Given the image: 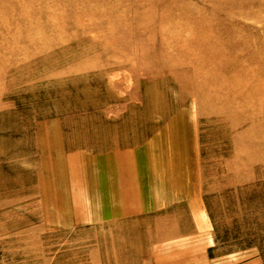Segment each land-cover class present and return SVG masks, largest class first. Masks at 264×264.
<instances>
[{
	"label": "rangeland",
	"instance_id": "1",
	"mask_svg": "<svg viewBox=\"0 0 264 264\" xmlns=\"http://www.w3.org/2000/svg\"><path fill=\"white\" fill-rule=\"evenodd\" d=\"M179 167L209 226L175 246L188 208L151 202ZM207 244L264 262V0H0V264Z\"/></svg>",
	"mask_w": 264,
	"mask_h": 264
},
{
	"label": "crops",
	"instance_id": "2",
	"mask_svg": "<svg viewBox=\"0 0 264 264\" xmlns=\"http://www.w3.org/2000/svg\"><path fill=\"white\" fill-rule=\"evenodd\" d=\"M177 175L178 177L175 178L176 180L170 184L167 185V189L163 188L161 191L163 193L158 194L159 197H157L156 200H152V204L156 203L158 204L159 201H162V203L166 206H175L184 208V211L187 213L188 208V214H180V215H171L169 217V222L176 224L172 230L168 231V234L164 235V238L174 239L175 240V246H177L178 239L180 240H190L194 236L193 227L196 228V232H201L203 226H209L207 223H209L208 216L199 214L200 209L203 208L202 197H200V189L198 187H194L193 179H192V170L190 167H182L177 168ZM177 182V183H176ZM121 195L118 197L119 200L122 201V203L117 202L115 205L116 207H120V211H115L117 214H124V206H128L125 202V200L128 202L130 199V195L132 197L133 194H129L128 192L123 191L121 189ZM138 197V196H137ZM148 199H151L150 196L147 197ZM113 199V198H112ZM118 201V200H115ZM111 207H113V203L110 202ZM131 206V205H130ZM137 209V208H135ZM126 210V209H125ZM133 211V210H132ZM179 224V225H177ZM184 224V225H182ZM201 229V230H200ZM204 229V228H203ZM202 234H199L201 236ZM198 236V234H197ZM157 236L153 237L156 238ZM183 242H180L179 245H181ZM183 246V244H182ZM184 247H188V243L184 242ZM213 247L210 244H207L206 246L201 248V258L204 259V261L212 260L216 261L217 264H264L262 259L258 257H253L250 259H237V256L234 254L229 255H221L220 257L214 258L210 257L209 255V249ZM187 251V250H186ZM187 254V253H186ZM192 254L191 252L188 253ZM188 261V260H186ZM188 262H192V259L189 258ZM208 263V262H207Z\"/></svg>",
	"mask_w": 264,
	"mask_h": 264
}]
</instances>
